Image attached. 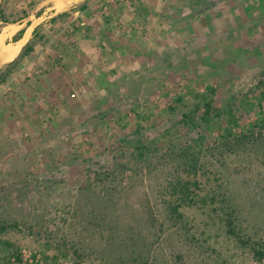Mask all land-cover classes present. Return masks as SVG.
<instances>
[{"label": "rangeland", "instance_id": "374dc122", "mask_svg": "<svg viewBox=\"0 0 264 264\" xmlns=\"http://www.w3.org/2000/svg\"><path fill=\"white\" fill-rule=\"evenodd\" d=\"M47 1L0 0L36 31L0 61V264H264L222 223L264 246V0Z\"/></svg>", "mask_w": 264, "mask_h": 264}, {"label": "trees", "instance_id": "16d2710c", "mask_svg": "<svg viewBox=\"0 0 264 264\" xmlns=\"http://www.w3.org/2000/svg\"><path fill=\"white\" fill-rule=\"evenodd\" d=\"M86 1L87 0H82V2L80 3V5L78 6V8H85L86 7ZM1 12V9H0ZM64 12H59L54 14L53 16L49 17L48 21H54L55 18L61 14H63ZM1 21V19H0ZM28 24V23H27ZM23 33V28H19L18 30H16L14 32V34H12L11 36V41L15 42L17 41V39L19 40L22 36ZM35 34V30H32V37L30 39L33 38ZM27 40L19 49V51L17 52L16 56L13 58L14 60H16L19 56L21 55H25V54H29L33 51V45L31 44V40ZM9 61L8 63H11L14 60ZM1 79V78H0ZM253 88L256 89L258 91V99H264V75L261 76L260 78H258L255 82V84L253 85ZM211 91V89H210ZM203 107H204V112L203 115L207 116L209 114V112L212 110L211 108V100H206L202 103ZM192 170L193 172L197 171V167L195 165V163H189L188 165H186V168L184 169V171H189ZM166 184H168V189H169V193L171 194H175V198H173L172 200H164L167 210H168V215L170 216L171 219H173L174 222H182V215L180 212H178L177 210V206L178 204H180L182 201H189V190L188 187L185 183H179L178 181L176 182H171L167 181ZM191 201V200H190ZM220 201L226 203V198L222 197L220 198ZM227 204V203H226ZM229 206V204L227 205ZM223 226L225 227V231L228 235L230 236H234L236 238H238L241 243H243L244 245H247V247L251 250L252 255L255 259L259 260L264 258V246L259 245L256 242H247L248 240H241L238 236L239 233L235 230V226H234V218H232L231 214L228 213V215H225L223 217L222 220ZM5 225H1L0 226V230H4L5 229ZM10 227H12V225H10ZM14 263H18V264H22L20 255L18 253L15 254L14 257ZM34 264V262H32V259L30 262H27L26 264ZM9 264V263H8ZM36 264V263H35Z\"/></svg>", "mask_w": 264, "mask_h": 264}, {"label": "bare ground", "instance_id": "6f19581e", "mask_svg": "<svg viewBox=\"0 0 264 264\" xmlns=\"http://www.w3.org/2000/svg\"><path fill=\"white\" fill-rule=\"evenodd\" d=\"M48 1L47 3H51L52 5L51 9H53L54 11H60L68 4L72 2H77L79 0H48ZM5 30L7 34L5 35L0 34V61H7L12 59L17 54L22 44L25 42L28 35V31H26L21 40L12 44L11 43L5 44L4 39L9 35L13 34L17 30V25L15 24L7 25Z\"/></svg>", "mask_w": 264, "mask_h": 264}, {"label": "crops", "instance_id": "0c3cea01", "mask_svg": "<svg viewBox=\"0 0 264 264\" xmlns=\"http://www.w3.org/2000/svg\"><path fill=\"white\" fill-rule=\"evenodd\" d=\"M51 16H53V15L48 16L47 21H48L49 17H51ZM17 26H18V25H17ZM2 28H3V27H2ZM26 30H27V27H26L25 31L22 33V36H21V38H20L19 40L22 39V37L24 36ZM35 34H36V31H35ZM35 34H34V36H33L32 39H30L32 36L29 38V39L31 40V41H30L31 44H32V41L34 40ZM29 39H28V40H29ZM19 40L17 39V41H19ZM17 41H15V42H17ZM15 42H12V43H15ZM9 43H10V42H9ZM24 43H25V42H24ZM24 43H23V44H24ZM23 44H22V45H23ZM32 45H33V44H32ZM20 48H21V47H20ZM33 50H34V45H33ZM18 51H19V50H18ZM10 61H11V60H10ZM8 62H9V61H8ZM8 62H7V63H8Z\"/></svg>", "mask_w": 264, "mask_h": 264}]
</instances>
